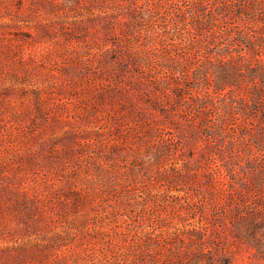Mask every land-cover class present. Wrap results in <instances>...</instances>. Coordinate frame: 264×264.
I'll use <instances>...</instances> for the list:
<instances>
[{"label": "rangeland", "instance_id": "374dc122", "mask_svg": "<svg viewBox=\"0 0 264 264\" xmlns=\"http://www.w3.org/2000/svg\"><path fill=\"white\" fill-rule=\"evenodd\" d=\"M0 264H264V0H0Z\"/></svg>", "mask_w": 264, "mask_h": 264}]
</instances>
